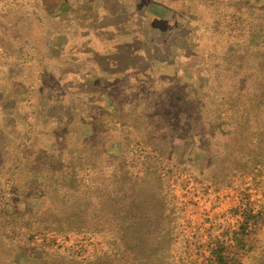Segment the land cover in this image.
<instances>
[{
  "label": "rangeland",
  "instance_id": "obj_1",
  "mask_svg": "<svg viewBox=\"0 0 264 264\" xmlns=\"http://www.w3.org/2000/svg\"><path fill=\"white\" fill-rule=\"evenodd\" d=\"M244 216L264 264V0H0V264H208Z\"/></svg>",
  "mask_w": 264,
  "mask_h": 264
},
{
  "label": "trees",
  "instance_id": "obj_2",
  "mask_svg": "<svg viewBox=\"0 0 264 264\" xmlns=\"http://www.w3.org/2000/svg\"><path fill=\"white\" fill-rule=\"evenodd\" d=\"M167 187L168 193L172 194L170 185ZM174 200L175 197L171 198L168 201L170 204L168 212L169 214L176 212L180 214L182 212V208L175 204ZM173 210H175V212ZM179 219H181L180 215L178 220ZM248 219V217L246 218V216H244L242 217L241 221L238 220L236 224V230L233 229L231 231V235L227 237L228 239H224V237L221 238L220 236H218L215 239L214 243H212L211 246L207 247L206 251H204L208 252L209 255H199L198 257L203 258V260L207 261L208 264H242L241 260L247 253L243 248V244H241V242L245 240L244 232L246 230L250 231L252 228H254L252 222ZM167 253L170 254V249L169 251L167 250ZM180 256L181 257H179L178 255V258H176V262L178 260V264H182V251L180 252ZM195 263L197 264V261ZM195 263L193 261H191V263L189 262V264ZM170 264H175V262H170Z\"/></svg>",
  "mask_w": 264,
  "mask_h": 264
}]
</instances>
